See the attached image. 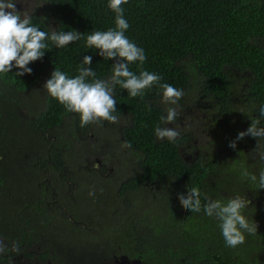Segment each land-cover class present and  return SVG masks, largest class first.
Wrapping results in <instances>:
<instances>
[{
	"label": "trees",
	"instance_id": "trees-1",
	"mask_svg": "<svg viewBox=\"0 0 264 264\" xmlns=\"http://www.w3.org/2000/svg\"><path fill=\"white\" fill-rule=\"evenodd\" d=\"M107 5L33 0L27 11L41 30H75L82 38L63 48L46 41L42 59L28 65L31 74L17 76L15 67L0 74L1 239L19 247L41 240V261L76 264L106 250L143 264H264V189L244 176L264 171V139L246 136L229 147L264 105V0L122 6L125 35L146 54L143 69L185 93L175 141L154 133L172 106L162 103L158 85L135 98L117 85L121 123L84 127L43 87L56 68L77 75L84 56L98 78L112 74L115 60L86 46L91 31L115 26ZM191 187L225 203L245 196L256 234L226 246L217 219L181 207L178 194Z\"/></svg>",
	"mask_w": 264,
	"mask_h": 264
},
{
	"label": "clouds",
	"instance_id": "clouds-1",
	"mask_svg": "<svg viewBox=\"0 0 264 264\" xmlns=\"http://www.w3.org/2000/svg\"><path fill=\"white\" fill-rule=\"evenodd\" d=\"M17 2L21 0H0V74L10 73L14 67L20 70L16 72L17 76L31 74L32 69L28 65L42 59L45 50L49 49L46 41H51L57 48H63L82 38V33L75 30L65 32L39 29L32 23V14L17 10ZM127 3L128 0H108V8L115 14V26L105 31H91L86 36L87 48L98 49L99 55L106 60H115L112 74L107 78H98L96 72L89 67L92 57L84 56L77 75L70 77L56 68L43 87L66 112L78 114L80 126L84 127L103 121L121 123L120 115L114 114L117 110V101L114 99L117 85L126 89L132 98L143 97L147 89L158 85L162 90V103L172 106L166 107V115L160 117L161 123L155 127L154 133L157 140L175 141L181 134L174 126L181 115L178 101L185 93L171 84L162 83L159 74L143 69L147 58L144 49L125 35L130 25L125 19L122 6ZM136 63L141 69L138 74L129 67ZM260 118H264V105L260 106L257 117L251 120L249 127L238 132L235 140L229 142V147L235 149L236 141L246 136L264 139V127L260 126ZM123 147L130 149L131 143L125 142ZM244 176L257 184L258 189H264V171H260L257 178L255 174H249L245 170ZM89 195L94 196L95 189H90ZM178 200L184 209L195 213L203 210L206 216L217 219L225 244L230 248L243 244L245 233L256 234L258 225L252 219L250 222L244 215L249 204L245 196H234L225 203L221 199H212L207 194H202L197 187H191L187 194H178ZM4 251L5 244L0 239V253ZM13 251H19L18 243L13 244Z\"/></svg>",
	"mask_w": 264,
	"mask_h": 264
},
{
	"label": "flooded vegetation",
	"instance_id": "flooded-vegetation-1",
	"mask_svg": "<svg viewBox=\"0 0 264 264\" xmlns=\"http://www.w3.org/2000/svg\"><path fill=\"white\" fill-rule=\"evenodd\" d=\"M261 155V149H256ZM187 158L190 154L185 155ZM1 239V237H0ZM3 240V239H2ZM5 251L0 253V264H74L71 261H41V250L38 242L30 243L29 246L19 247V251H13V246H9L6 240ZM23 245V244H22ZM34 248V249H33ZM3 261V263L1 262ZM76 264H143L140 259L128 257L127 253L106 255V250L93 253L89 260Z\"/></svg>",
	"mask_w": 264,
	"mask_h": 264
},
{
	"label": "rangeland",
	"instance_id": "rangeland-1",
	"mask_svg": "<svg viewBox=\"0 0 264 264\" xmlns=\"http://www.w3.org/2000/svg\"><path fill=\"white\" fill-rule=\"evenodd\" d=\"M17 10L23 12H27L33 7V0H21V2H17L16 4ZM187 120V119H186ZM188 124V120L186 125ZM171 127L172 125H168ZM97 162V161H95ZM38 248L41 250V240L38 242ZM34 249V248H33Z\"/></svg>",
	"mask_w": 264,
	"mask_h": 264
}]
</instances>
